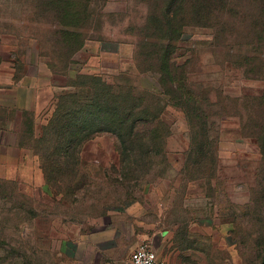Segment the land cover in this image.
Segmentation results:
<instances>
[{
    "label": "rangeland",
    "instance_id": "374dc122",
    "mask_svg": "<svg viewBox=\"0 0 264 264\" xmlns=\"http://www.w3.org/2000/svg\"><path fill=\"white\" fill-rule=\"evenodd\" d=\"M226 1L224 9L223 0H204L196 15L190 8L195 0H184L186 13L179 18L210 26L186 27L174 53L190 81L209 90L211 112L222 116L212 134L219 151L215 165H188L190 130L174 107L163 115L170 132L163 156L138 178L125 176L113 133L87 141L75 179L60 175L56 185L46 181L36 137L23 150L30 159H17V149L0 144L16 156L6 168L0 165V264H129L144 241L166 264H258L264 156L249 133L262 108L264 32L257 37L246 23H264V0ZM43 2L0 0V105L24 101L39 121L68 82L60 75L66 59L60 58L58 27L35 13ZM91 8L94 29L69 74L99 73L115 81L129 72L158 91L157 76L138 75L135 59V34L149 4L95 0ZM239 23L244 26H234ZM0 141L12 140L0 135Z\"/></svg>",
    "mask_w": 264,
    "mask_h": 264
},
{
    "label": "trees",
    "instance_id": "16d2710c",
    "mask_svg": "<svg viewBox=\"0 0 264 264\" xmlns=\"http://www.w3.org/2000/svg\"><path fill=\"white\" fill-rule=\"evenodd\" d=\"M93 1L44 0L35 9L45 22L58 27L60 58L66 59L61 61L60 75L69 82L55 96V103L44 108L42 120L35 116V110L22 112L21 144L28 145L36 137L41 145L38 154L46 181L56 185L60 175L74 180L83 145L103 132L119 138L127 178L147 174L163 156L167 144L169 125L163 118L167 107L178 108L186 116L191 136L188 165L198 168L208 161L214 166L219 151L212 134L222 116L211 112L215 104L209 98V90L194 85L184 67L174 61L175 42L183 30L188 26L210 25L179 18L186 13L184 0H145L149 4V15L135 34L137 74L156 75L158 91L142 85L129 72L121 74L115 81H109L99 73L69 74V64L85 47L87 32L94 29ZM223 1L225 9L227 1ZM203 2L195 0L190 6L191 11L199 15ZM240 24L244 26V23L234 26L239 28ZM246 27L257 37L264 32V23L256 28L246 23ZM260 99L262 108L249 134L256 139L264 156V92ZM246 121L240 117V125L244 126ZM262 189L260 210L264 215ZM257 263L264 264V247L258 251Z\"/></svg>",
    "mask_w": 264,
    "mask_h": 264
},
{
    "label": "crops",
    "instance_id": "0c3cea01",
    "mask_svg": "<svg viewBox=\"0 0 264 264\" xmlns=\"http://www.w3.org/2000/svg\"><path fill=\"white\" fill-rule=\"evenodd\" d=\"M33 86H26L25 89H28ZM20 105H12V104H3L0 105V110L4 109L5 115L4 118H0V135L4 136H9L12 141L9 142H4L0 144H4L8 146L10 149H17L18 151V156L17 159L24 160V159H30V156L27 157V155L24 154L23 150H28L29 147L28 145H23L21 144V141L18 139L19 138V133H20V125H21V119H20V114L23 112V110H35V108L27 107L26 104H24V101H22ZM49 104H46L44 106L47 107ZM7 113H10V115H7ZM16 124V126L14 125ZM25 156H24V155ZM10 158H16L15 155L10 154L9 152L6 151H1L0 150V165L2 167H7V164L10 162ZM36 161V160H35Z\"/></svg>",
    "mask_w": 264,
    "mask_h": 264
},
{
    "label": "built area",
    "instance_id": "2783aa9c",
    "mask_svg": "<svg viewBox=\"0 0 264 264\" xmlns=\"http://www.w3.org/2000/svg\"><path fill=\"white\" fill-rule=\"evenodd\" d=\"M129 264H166L149 241L140 243L131 253Z\"/></svg>",
    "mask_w": 264,
    "mask_h": 264
}]
</instances>
